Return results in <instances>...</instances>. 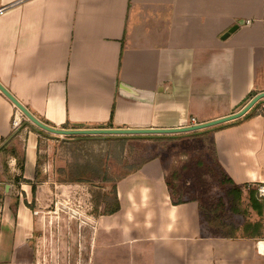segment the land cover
<instances>
[{
  "label": "crops",
  "instance_id": "1",
  "mask_svg": "<svg viewBox=\"0 0 264 264\" xmlns=\"http://www.w3.org/2000/svg\"><path fill=\"white\" fill-rule=\"evenodd\" d=\"M0 9V83L56 128L189 126L236 113L264 91V0H0ZM248 112L168 140L207 138L209 147L193 148L198 157L191 164L204 162L205 153L220 169L234 163L241 177L230 173L229 181L236 186L264 185V98ZM29 123L0 91V146L20 128L12 145L23 138L26 180L13 179L15 158L0 151V264H44L39 228L54 202L47 181L41 175L35 181V169L39 142L51 137ZM220 132L226 134L216 138ZM164 138H157L160 146ZM153 139L58 137L64 153L101 143L113 157L126 155L124 145ZM113 157L108 163L119 165ZM139 158L140 165L115 176L116 213L62 219L76 224L73 234L64 228L59 235L57 264H264V237L215 231L198 200L177 202L192 187H169V166L156 156ZM68 187L73 197L81 190Z\"/></svg>",
  "mask_w": 264,
  "mask_h": 264
},
{
  "label": "rangeland",
  "instance_id": "2",
  "mask_svg": "<svg viewBox=\"0 0 264 264\" xmlns=\"http://www.w3.org/2000/svg\"><path fill=\"white\" fill-rule=\"evenodd\" d=\"M228 122L229 121L222 122L220 124L207 127L206 129L213 130L215 128L226 125ZM46 133L50 135L49 137L51 138H42L39 142V158H41L42 161L41 178L43 177L47 181L46 186L50 189V192H47L49 193L48 199L50 203L54 202V208L52 209L53 212H46L47 215L43 221V225L39 228V233L41 234L42 240V247H40V249L43 250L42 253H46L44 254L43 259H41L43 260L44 264L45 262L46 264H57L59 235L63 233L64 230L66 235L73 234L74 232L73 225L76 223L67 221L65 222V225L64 220L62 221V219L65 217L75 216L78 219H84L83 222H85L89 221L88 217H100V211L103 210V206L101 205L100 208L95 211V207H93L91 201H89L91 200V196L95 195L94 192H96L97 189H101L104 193H109L110 189L118 179V177L115 176L122 173H128L131 171L129 170L130 168L141 164L142 160L141 158H139V153H141L142 156L146 158L156 156L157 159L163 162L162 167L165 168L169 166L170 170L167 179L171 180V185H178L180 190L182 189V187H192L194 193L191 195H184L183 199L190 197L191 200H193L192 198H194L198 200L199 203L207 205V208L212 211L210 212L211 214L215 212V214H213V217H211L214 221L219 220L222 222H226V218H228L234 223L241 224L246 219H249L251 222H255L259 218L256 209L257 207L251 205V200L249 197L251 191H256L254 187H249L248 189L247 186H238L240 187L239 191L241 192L240 197L242 205L240 204V208L235 206L236 196L234 194V191L232 192L231 190L233 188H231V185L229 186V184H226V180H229L232 174L233 177L236 175L238 176H236L235 178L241 177V173L234 166V163H229V161L227 160L226 163L224 162V164L221 166L223 169L222 170L218 165H213L214 161L211 155L208 158L204 153L205 163L202 161V159L199 158L197 162L193 161V163L191 164V156H194V160L198 157L196 154H194L193 148H197L200 147L199 145H202L206 149L209 141L207 138H205L206 140L203 142L202 137L200 136H194L188 139L179 137L178 139H174L171 141L166 138L165 144L160 146L161 144H159L156 140L164 137L163 135H159L152 140V143L151 141L148 142V144H150L146 146L124 145V148H126V155H116L115 157H113L110 151L111 147L109 146L108 153V147L106 145L103 146L101 143H94L91 145L85 143L78 146H75V144L74 150L72 148H69V151L67 153H64L65 149H63V147L60 145V141L62 138L59 139V141L58 135H51L48 132ZM225 134L226 132H220L219 135H216L215 137H224ZM75 136L85 137L87 135ZM22 143H24L23 138L22 140L19 139L18 141L17 151L19 153L22 152ZM102 149H104L105 151L103 150L102 152ZM106 152L108 154H111L113 158H117L119 161H117V163H119V165H115L112 160H110V162L108 163V158H110L111 156L107 157L108 154ZM199 152L196 153L200 155ZM6 154L2 156V162L4 161V157H7ZM99 157L103 158V161L105 162V167L103 166V169L106 170L107 176H109V178H111L113 181H102L101 179L92 178L90 174L91 172L89 170H86V168H83L85 167L84 164L86 165L89 163L92 164L91 167L93 170V163ZM76 163L80 164L79 169L83 171L80 173V175H76L80 177L76 178L78 180L69 181L68 178L69 176H71V174H73V172H75L74 169H78L75 167ZM81 163H83V165ZM107 164H109V167H107ZM112 164L113 166H111ZM189 165L190 168L191 166L193 168L187 169V166L189 167ZM209 165L214 166V169H211ZM2 170L3 164L0 167V171ZM201 171L205 173L203 177L200 176ZM174 172L178 173L180 177H177V175L174 176ZM234 182V185L236 186L237 181ZM70 183L72 187L73 185L80 186L81 190H79V192L75 194V197H73L72 189H69L68 187ZM60 184H67V187L62 188ZM256 197L258 199L257 203H260L262 201V198H259L258 195ZM178 199L179 198L177 197L176 200ZM220 199L223 202H221V204ZM58 204L60 205L58 206ZM56 210H58V212ZM61 222L64 226H60ZM86 232L89 233V230L87 229Z\"/></svg>",
  "mask_w": 264,
  "mask_h": 264
},
{
  "label": "trees",
  "instance_id": "3",
  "mask_svg": "<svg viewBox=\"0 0 264 264\" xmlns=\"http://www.w3.org/2000/svg\"><path fill=\"white\" fill-rule=\"evenodd\" d=\"M259 102L260 101H258L257 103H259ZM249 115H250V112H248L246 114V116H249ZM41 121L48 125V122L43 121V120H41ZM24 124H26V123H24ZM29 125H31V124L29 123ZM31 126L33 127V125H31ZM19 129L20 128L13 130L9 136L10 138L4 139L2 141L3 144H1V146H0V151H3V153L9 151L8 152L9 157L12 156L15 158V166L18 169V175L14 176L13 179L15 181H18V182L19 181H26L22 177V172H23V168H24V154L22 152L19 153L17 151V148H15L14 145H12L13 138L18 134ZM39 133L43 134L46 132L39 130ZM46 135H48V134H46ZM139 136L142 138H155L154 137L155 135H139ZM113 137H115V136H113ZM163 137H165L167 139L172 138V136H170V135L169 136H163ZM7 140H8V142H7ZM81 164L83 165V163H81ZM41 165H42L41 158L38 157L37 165H36V169H35V181H37L39 179V176L41 175ZM79 165H80L79 163L75 164V167L78 169H74L75 172H73V174H71V176H69V178H68L69 181H75V180H78L76 178H80L79 176H76V175H80V173L83 171V170L79 169L80 168ZM91 165L92 164L88 163L86 165L84 164L85 167H83V166L82 167L86 168V170H89L91 172L90 174H91L92 178L101 179L102 181H107V180L113 181L111 178H109V176H107L106 170L103 169V166H104L103 158L99 157L93 163V170H92ZM209 166L211 169H214V166H212V165H209ZM5 167H6V163H5ZM5 171H6V169H5ZM174 173H175L174 176L177 175V177L178 176L180 177V175L178 173H176V172H174ZM201 175L203 177L205 175V173L203 171H201L200 176ZM165 180H166V183L169 187L171 186L172 188L176 189V186H178V185L172 186L171 180H169L167 178ZM226 182H227L226 184H229V186L231 185V188H233L231 190H232V192L234 191V194L236 196L235 206L240 208L242 205L241 204V197H240L241 192L239 191L240 187L235 186L229 180H226ZM94 194L95 195L91 196V198H90L91 200H89V201H91L92 206L95 207V209H96L95 211H97L101 205L103 206V210L100 211V215H111V214L116 213L119 210L120 204H119V199L117 197L115 184L112 186L109 193H104V192H102L101 189H97V191L94 192ZM256 196H257L256 191L253 190L250 192L249 197L251 200L250 201L251 205H253L254 207L255 206L257 207L256 208L257 214L259 216L258 220L255 222H251L249 219H246L241 224L227 223V222H222L219 220L214 221L213 218H211V217H213V214H215V212L213 214H211L210 212H212V211H210L207 208L208 207L207 205L199 203V208L201 209V212H203L205 215L209 213V215H210L209 219H210L211 226L217 231H223V236L245 237V238L258 239V238L264 237V217H262V209H264V202L257 203L258 199ZM178 198H179L177 200L178 203L183 202V199H182L183 193L182 192H180L178 194ZM192 199H194V198H192ZM221 202L222 201L220 199V204H221ZM243 215H245V214H243ZM214 219H216V218H214Z\"/></svg>",
  "mask_w": 264,
  "mask_h": 264
},
{
  "label": "water",
  "instance_id": "4",
  "mask_svg": "<svg viewBox=\"0 0 264 264\" xmlns=\"http://www.w3.org/2000/svg\"><path fill=\"white\" fill-rule=\"evenodd\" d=\"M0 91L14 104V106L25 116V118L33 125L34 128L41 129L51 135L62 137L75 135H149L163 134L172 135L179 133H188L211 127L222 122L235 120L245 115L258 101L264 98V91L256 94L251 100L238 112L221 117L215 120L202 122L194 125L176 127V128H151V129H133V128H81V129H63L56 128L43 123L35 117L19 100H17L1 83Z\"/></svg>",
  "mask_w": 264,
  "mask_h": 264
},
{
  "label": "built area",
  "instance_id": "5",
  "mask_svg": "<svg viewBox=\"0 0 264 264\" xmlns=\"http://www.w3.org/2000/svg\"><path fill=\"white\" fill-rule=\"evenodd\" d=\"M1 11H2V9H0V13H1ZM192 122L194 123V121H193V119H192ZM192 123V124H193ZM20 125V121H19V119H13V126L14 127H18ZM248 187H251V186H249L248 185ZM252 187H254V189H256V191H257V195H258V197L259 198H264V185H259V186H252Z\"/></svg>",
  "mask_w": 264,
  "mask_h": 264
}]
</instances>
